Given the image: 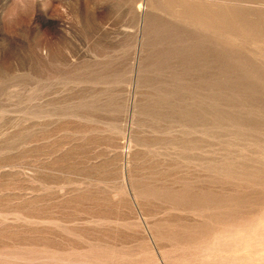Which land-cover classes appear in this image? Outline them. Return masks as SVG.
<instances>
[{"label": "rangeland", "instance_id": "rangeland-1", "mask_svg": "<svg viewBox=\"0 0 264 264\" xmlns=\"http://www.w3.org/2000/svg\"><path fill=\"white\" fill-rule=\"evenodd\" d=\"M0 264H264V0H0Z\"/></svg>", "mask_w": 264, "mask_h": 264}]
</instances>
